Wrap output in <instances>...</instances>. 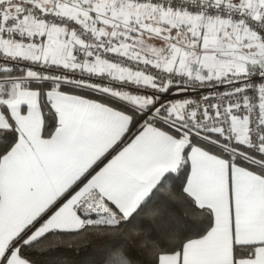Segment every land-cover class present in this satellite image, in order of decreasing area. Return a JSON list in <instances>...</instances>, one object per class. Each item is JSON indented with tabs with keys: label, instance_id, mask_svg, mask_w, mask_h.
I'll use <instances>...</instances> for the list:
<instances>
[{
	"label": "snow or ice",
	"instance_id": "1",
	"mask_svg": "<svg viewBox=\"0 0 264 264\" xmlns=\"http://www.w3.org/2000/svg\"><path fill=\"white\" fill-rule=\"evenodd\" d=\"M264 264V0H0V264Z\"/></svg>",
	"mask_w": 264,
	"mask_h": 264
},
{
	"label": "trees",
	"instance_id": "2",
	"mask_svg": "<svg viewBox=\"0 0 264 264\" xmlns=\"http://www.w3.org/2000/svg\"><path fill=\"white\" fill-rule=\"evenodd\" d=\"M94 245H82L79 248H72L68 244L57 249L49 255L51 260H62L65 264H82L92 257L94 252Z\"/></svg>",
	"mask_w": 264,
	"mask_h": 264
}]
</instances>
